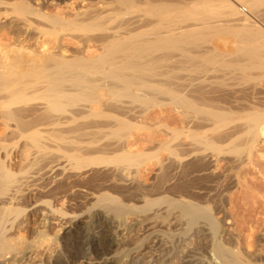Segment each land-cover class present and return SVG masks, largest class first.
I'll return each mask as SVG.
<instances>
[{
  "label": "bare ground",
  "instance_id": "1",
  "mask_svg": "<svg viewBox=\"0 0 264 264\" xmlns=\"http://www.w3.org/2000/svg\"><path fill=\"white\" fill-rule=\"evenodd\" d=\"M46 1L0 0V29L6 27L14 34L11 42L0 43V264H35V250L42 246L45 233L36 230L34 235L31 232L22 235L20 231L26 232L31 221L27 216L19 218L15 205L29 198L32 190L51 182L49 174L62 167L59 159L63 158L53 155L49 148L68 142L66 133L86 134V125L95 121L86 119L88 124L79 121L87 116L108 113L111 117L102 123L96 120L97 126L126 125L120 116L130 113V104L110 93L131 98L139 94L157 95L161 104H171L178 113V127L170 128L163 123L166 136L162 146L174 158L175 186L180 192L187 186L184 185L187 176H199L205 165L216 159L205 151L210 142L208 131L217 130L213 135L224 142L235 137L237 128L240 131L247 128L250 134L255 128L264 132V109L253 107L250 101L251 106L242 103L240 92L244 85L239 83L252 78L253 69L264 67V33L254 20L261 0H187L188 5L191 3L188 7L185 0H88L89 6L75 11L70 20L48 14L43 9ZM137 1L145 5L144 11L128 10ZM239 2H244L251 13H243ZM113 3L119 5V11L123 10L122 16L107 25L110 18L106 11ZM211 5L219 8L214 15L206 11ZM224 6L230 9L223 10ZM43 25L53 29L74 25L94 31L84 36L93 41L96 53L87 57L68 56L63 52L61 37L55 39L52 51L35 52L32 45L51 33ZM223 33H228L232 40L212 41V37ZM250 86L246 88L252 92L255 85ZM90 93L95 95L88 96ZM95 102L100 110L91 106ZM226 119L237 122L226 129L222 123H216ZM232 129L235 133H230ZM13 142L19 145L12 159L5 145ZM75 148L71 150L80 152L79 147ZM68 157L77 158L74 154ZM65 159L63 162H67ZM95 202L117 218L129 209L105 193L98 194ZM168 206H176L190 224L206 218L213 232L215 254L228 264H246L235 257L228 258L230 250L215 237L217 221L197 203L178 200ZM28 210L29 216L50 215V209L39 208L35 203ZM103 233L90 241L93 255L98 258L94 264H106L101 257L114 249ZM82 244L64 240L60 250L52 251L51 264H73L82 252ZM125 255L120 254L117 262L125 259ZM189 260L203 264L199 257Z\"/></svg>",
  "mask_w": 264,
  "mask_h": 264
},
{
  "label": "rangeland",
  "instance_id": "2",
  "mask_svg": "<svg viewBox=\"0 0 264 264\" xmlns=\"http://www.w3.org/2000/svg\"><path fill=\"white\" fill-rule=\"evenodd\" d=\"M137 2L128 10L143 12L145 5ZM185 2L187 7L191 5L190 2L188 5L187 0ZM244 5L242 7L247 9ZM43 6L48 14L70 20L75 11L87 8L89 1L47 0ZM108 7L106 12L109 13L110 20L107 25H112L122 16L123 10L119 11V5L115 3ZM199 7L201 8L200 5ZM214 8V5L208 6L207 13L211 14L219 9ZM222 9L229 10L230 7L224 6ZM249 11L246 13H251ZM263 11L264 0H261L254 12V20L259 24V30L264 33ZM220 17L226 19L224 16ZM171 18L176 20L175 16ZM42 28L50 29L51 33L43 41L41 39L32 45L35 52L52 51L57 43L56 41L53 44L55 39L59 40L61 37L63 52L68 56L79 54L87 57L96 53L93 41L84 36L94 31L79 29L74 25L55 29L43 25ZM9 30L6 27L0 29V35H3L0 43L13 40L14 34ZM223 34L214 36L216 39L212 37V41L232 40L229 34ZM33 41L32 39L31 42ZM253 70L255 73L252 78L239 81L245 87L242 84L238 86H243L242 89L246 92H240L243 99L241 101L245 106L253 104V107L264 109V67ZM253 84L255 91L252 89V93L246 87H253ZM73 93L77 94L78 91ZM93 95L95 93L88 96ZM109 95H116L117 98L129 102L130 113L125 117L120 116L126 121V125L121 128L97 126L96 120L102 123L111 117L108 113L79 119L85 124L87 120L94 119L96 126L89 122L86 129L84 128L86 134L73 136V133H66L68 142H58V145L56 143L50 147L53 155L58 157L59 154L68 163L59 159L62 167L60 165L59 170L53 169L49 174L52 181L38 186L39 190H32L29 198L21 199L15 205L19 208L16 211L19 218L27 216L31 221L26 232L20 231L22 235L28 236L30 232L34 235L36 230H43L45 233L42 246L35 250L33 262L51 264L52 251L60 250L64 240L73 239L82 241L83 244L80 256L71 263L94 264L98 258L93 255L90 241L98 233L104 232L105 237L108 236L107 241H112V247L115 249V245H118L119 248L101 257L106 264H193L195 260L190 261V257L201 258L203 264H228L226 259L219 258L213 250V232L206 218L190 224L180 215L176 206H168L178 200H192L217 221L215 237L230 250L228 258L235 257L246 264H264V132L261 133L255 128L253 134H250L247 128L241 131L237 128L235 137L224 142L213 135L217 130L208 131L210 142L205 145V151L216 156V159L204 164L206 168L204 167L199 176L186 177L184 185L188 189L185 187L182 191H187L185 194L175 186L177 169L174 158L162 146L166 136L162 131L163 123L170 128L180 125L178 113L172 105L161 104L159 96L152 94H139L134 98L118 93ZM83 102L84 100H78V103ZM98 105L97 102L91 104L94 109L100 110ZM228 119L227 122L221 120L222 122L216 123H222L226 129L237 122L231 123ZM262 128L264 131V123ZM230 133L235 132L232 129ZM69 142L73 144H68ZM18 145L19 143L14 142L5 145L12 159ZM72 146L75 149L79 147L80 152L72 151ZM71 154L77 158H69L68 155ZM100 193L118 199L129 208L128 211L119 218L104 212L95 204V197ZM34 203L39 208L50 209V215L40 216L33 213L29 216L28 208ZM123 253L127 257L125 255V259L117 262V257Z\"/></svg>",
  "mask_w": 264,
  "mask_h": 264
},
{
  "label": "built area",
  "instance_id": "3",
  "mask_svg": "<svg viewBox=\"0 0 264 264\" xmlns=\"http://www.w3.org/2000/svg\"><path fill=\"white\" fill-rule=\"evenodd\" d=\"M241 10H242L243 13H246L247 12V10H246L245 7H242Z\"/></svg>",
  "mask_w": 264,
  "mask_h": 264
}]
</instances>
